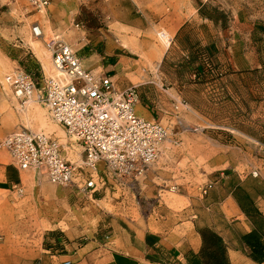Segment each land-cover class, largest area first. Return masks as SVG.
<instances>
[{
  "label": "rangeland",
  "instance_id": "1",
  "mask_svg": "<svg viewBox=\"0 0 264 264\" xmlns=\"http://www.w3.org/2000/svg\"><path fill=\"white\" fill-rule=\"evenodd\" d=\"M50 13L55 18L49 20ZM113 14L141 32L113 35ZM203 14L216 19L213 32L219 38L210 52L216 72L199 81L193 78L195 67L173 48L183 23L193 37L208 34L212 24ZM34 23L41 25L40 39L32 36ZM56 37L81 60L107 49L113 53L118 37L121 47L130 49H114L115 55L120 51L136 65L130 78L142 95L136 106L147 110L148 120L160 123L167 137L145 175L95 192L20 170L0 149V163L15 167L23 179L21 185L0 183V189L10 188L0 190V244L20 243L23 261L36 264L40 257L99 243L112 230L186 235L195 225L222 219L223 211L233 215L227 199L245 201L246 194L264 217V0H50L42 14L28 0H0V139L21 128L42 132L59 139L63 157L75 162L81 148L47 107L23 105L5 82L18 68L35 78L53 75L48 44ZM30 48L39 64L27 53ZM32 106L39 107L44 126L34 120Z\"/></svg>",
  "mask_w": 264,
  "mask_h": 264
},
{
  "label": "built area",
  "instance_id": "2",
  "mask_svg": "<svg viewBox=\"0 0 264 264\" xmlns=\"http://www.w3.org/2000/svg\"><path fill=\"white\" fill-rule=\"evenodd\" d=\"M33 11L44 13L50 0H28ZM32 36L43 37L38 23ZM161 37L167 39L166 34ZM171 43V41H170ZM54 73L35 78L18 68L5 77L14 96L23 104L45 105L67 137L82 150V158L70 162L63 157L59 139L21 128L0 139L13 164L20 170H34L50 183L76 186L84 191L127 185L145 175L157 160L165 128L136 113V87L118 91L112 78L87 70L77 53L58 37L50 41Z\"/></svg>",
  "mask_w": 264,
  "mask_h": 264
},
{
  "label": "crops",
  "instance_id": "3",
  "mask_svg": "<svg viewBox=\"0 0 264 264\" xmlns=\"http://www.w3.org/2000/svg\"><path fill=\"white\" fill-rule=\"evenodd\" d=\"M53 18L55 17L50 13L49 20ZM203 18L212 24L208 26V34L205 36L193 37L189 28H185V23L176 31L173 50L177 51L178 57L185 62L190 57H195L199 50L215 53L214 50L217 49L219 37H216L213 32L216 22ZM47 23L44 21L43 25L45 26ZM113 26L116 28L115 31L113 30V35L117 36L121 34V30L131 32L134 36L141 32L134 26H129L127 22L124 23L117 14H113ZM114 43L117 44L115 48ZM120 43L121 40L117 37V42L113 40V53L110 49H107L103 54L91 53L82 60V63L87 70L93 73L109 75L115 88L118 91H124L133 85L130 78L135 72L136 65L134 60L125 54H120V51H117L115 55L114 49L129 50L128 47H121ZM128 43L134 45L130 40ZM132 45L129 46L135 48ZM27 53H30L39 64L40 60L33 49H27ZM165 55L166 53L163 54L164 58ZM42 69L41 71H43ZM44 75L43 73L41 76ZM141 97L139 91V99ZM135 110L139 116L149 119L148 111L143 107L136 106ZM22 180L21 172L17 171L15 167L7 163H0L1 184L8 185V187L15 183L21 185ZM107 182L108 188L106 189L116 187L112 181L108 180ZM0 190L9 191L10 188H1ZM227 201L231 202L233 215H228L223 211L222 219H212L204 224L195 225L194 229L186 235L181 231L161 236L150 231L133 234L125 230L115 232L112 230L110 236L99 243L80 245L71 252L60 256L40 257L36 264H209L207 258L201 253L203 249V239L199 233L201 229L212 231L222 240L226 251L224 264H258L250 258V249L242 241V237L254 228L247 223L237 201L231 196ZM24 250L20 243L14 248L8 242L0 244V264H22V262L31 264L23 261ZM32 258L34 257L32 256Z\"/></svg>",
  "mask_w": 264,
  "mask_h": 264
},
{
  "label": "trees",
  "instance_id": "4",
  "mask_svg": "<svg viewBox=\"0 0 264 264\" xmlns=\"http://www.w3.org/2000/svg\"><path fill=\"white\" fill-rule=\"evenodd\" d=\"M202 17L216 21L213 16L208 14H203ZM211 56L210 52L199 50L195 57H190L187 60L186 63L188 65L195 67L194 75L196 80L200 81L209 74L216 72V65ZM237 202L243 213L254 221V230L244 235L242 241L250 249V258L258 264H264V223H259V221L264 222V217L253 207V201L248 194H246L245 201L237 200ZM245 204L252 206V210H249ZM199 233L203 239L201 253L207 258L209 264H224L226 251L222 240L208 229H201Z\"/></svg>",
  "mask_w": 264,
  "mask_h": 264
},
{
  "label": "bare ground",
  "instance_id": "5",
  "mask_svg": "<svg viewBox=\"0 0 264 264\" xmlns=\"http://www.w3.org/2000/svg\"><path fill=\"white\" fill-rule=\"evenodd\" d=\"M123 42V41H122ZM134 44V43H133ZM125 45H126V43H125ZM125 47V46H124ZM133 48V47H132ZM137 48V47H136ZM130 49V48H129ZM136 50V49H135ZM134 50V51H135ZM138 51V50H137ZM49 57H50V55H49ZM3 71V69H2V67H1V72ZM36 105V104H35ZM33 107V106H32ZM30 113L33 115V117H34V120H36L37 122H38V125L40 124V125H43L44 126V122L45 121H43L44 119H43V114H42V112L39 110V107L38 106H34L33 108H31L30 109ZM28 120H29V118H28ZM31 121V120H30ZM29 121V122H30ZM46 123V122H45ZM46 125V124H45ZM42 126V127H43ZM3 155V154H2ZM1 157V156H0Z\"/></svg>",
  "mask_w": 264,
  "mask_h": 264
}]
</instances>
